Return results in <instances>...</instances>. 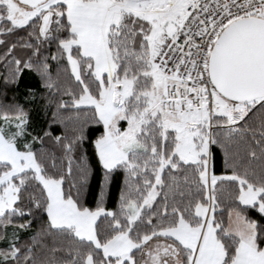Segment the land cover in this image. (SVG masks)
Wrapping results in <instances>:
<instances>
[{
	"label": "snow or ice",
	"instance_id": "1",
	"mask_svg": "<svg viewBox=\"0 0 264 264\" xmlns=\"http://www.w3.org/2000/svg\"><path fill=\"white\" fill-rule=\"evenodd\" d=\"M0 244L264 264V0H0Z\"/></svg>",
	"mask_w": 264,
	"mask_h": 264
},
{
	"label": "trees",
	"instance_id": "2",
	"mask_svg": "<svg viewBox=\"0 0 264 264\" xmlns=\"http://www.w3.org/2000/svg\"><path fill=\"white\" fill-rule=\"evenodd\" d=\"M21 35H25L26 36L25 33H21ZM10 39H18V37H10ZM114 192H115V189H114ZM90 203H91V201H90ZM0 246H2V244H0Z\"/></svg>",
	"mask_w": 264,
	"mask_h": 264
}]
</instances>
